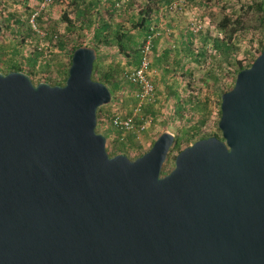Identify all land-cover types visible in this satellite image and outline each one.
<instances>
[{"label": "water", "instance_id": "1", "mask_svg": "<svg viewBox=\"0 0 264 264\" xmlns=\"http://www.w3.org/2000/svg\"><path fill=\"white\" fill-rule=\"evenodd\" d=\"M96 57L76 48L64 84L0 71V264H264V48L221 95L220 137L166 174L172 132L108 153Z\"/></svg>", "mask_w": 264, "mask_h": 264}, {"label": "rangeland", "instance_id": "2", "mask_svg": "<svg viewBox=\"0 0 264 264\" xmlns=\"http://www.w3.org/2000/svg\"><path fill=\"white\" fill-rule=\"evenodd\" d=\"M68 1L69 3H67L66 0H55L44 9H40L42 0H2L0 5V45H4V47L1 49V52L3 53L0 58L1 72H3V63L1 60L5 59V54L10 56L7 51L11 45L16 46L21 51L19 55L17 54L18 60H20L22 54L25 56L31 55L35 47L33 41L28 40L24 44L20 43L21 33H19V31L25 30V26L15 25L14 18H10V14H18L24 22L28 21V24H30L31 28L34 30L29 19L36 11L43 16L41 26H43L44 29L52 26L58 36L53 37V39L49 41L45 40L43 38L45 31L43 28L39 27L40 25L35 20L36 28H39L41 31L38 32V34H40L38 37V43L39 46L43 48V54L38 58L37 63L49 62L51 66L49 69L50 72L39 71L33 79L31 78L33 83L36 84L39 80L50 83L48 81L49 77L58 80L62 79V77H57V65L55 64L61 63L67 66L70 47L82 40L85 41L87 46L97 47L96 53L99 55L115 56L117 59L121 60L122 63L126 62L125 56L120 55L116 47H106L103 44L96 45L94 29L99 24V15L95 13V16L93 17V25L87 28L84 23L85 21L82 22L75 19V4L71 0ZM260 1L264 3V0H207V5L205 6V9H203V11L207 12H184V7H181V9L177 8L176 12H167L180 18V23L184 21V23L181 24L182 27L185 26L188 28L191 22L195 23V26L200 25V34L202 35L208 32L207 37H209V39L206 41V53L201 62H196L193 59V54H197L202 47L201 36H198L197 34V38L195 37L192 39L193 41L190 49L186 50L185 47L181 48L177 46V42L174 39L175 37H173L175 33L170 35L168 31L162 32V43L169 41V45L164 49L162 47L157 49L156 54L151 50V68L149 77L153 82L155 89L156 102L154 103V108L157 110V116L156 119L153 122L151 121L146 129H144L138 136L143 151H147L150 148L152 141L163 128H165L164 131L172 132L174 135L179 134L178 128L181 127L182 123L176 120V117L174 116L173 106L175 100L171 95V91L176 84L175 82H178L179 84L178 90L182 93V97L187 98L190 95L199 94L203 100L205 98L208 99V106L211 113L206 124L202 128L201 135L214 136L213 134H216L217 137L221 135L218 128L221 98L216 90L221 89L227 91L229 86L233 85L236 73L235 69L231 68L228 61L224 59V55L214 50L211 40L217 36L220 38H227L226 30L223 32L218 30V23L224 16L227 15L231 19L239 16L243 27L232 38V42H234L235 45L232 55L235 59H241L244 66L251 64L255 57L260 53L259 51L262 48L261 41L264 38V32L263 27L260 24L262 16L261 11L256 10L254 7L249 9L248 5L253 6ZM138 7L139 5L131 10L133 12H129L130 10L121 11V14L115 16V21L121 22L124 29L135 32L137 29L131 27V23L127 21V16H134ZM101 14H103V16H108L107 12H101ZM64 15L72 21V26L75 27L71 32L66 30L68 24L67 21L64 20ZM7 18H10V20L7 21ZM159 34L161 33L159 32ZM61 39L65 41L64 49H59L56 45ZM139 39V37L136 38V40ZM166 50H168L169 53L166 57L162 58ZM106 62L109 63V61ZM107 63H103V66ZM128 69H130V66L126 65L125 70ZM166 69L169 71L166 72ZM209 70L216 72L219 77L218 82L214 83L211 79L206 77ZM135 93L136 92L132 87L124 84L121 91L114 94L111 101L103 107H108L110 111H102L101 121L100 124L96 126V130L106 135V149L110 155L112 152V142L113 139L116 138V134L110 130L112 127L108 119L106 120L105 113L117 112L122 115L127 114V111L123 106H132V101L129 100V95ZM133 106L130 109H132ZM189 112V107H186L184 111L185 115L187 116ZM188 126L189 125L187 124L186 127ZM191 144L192 143H190V145ZM174 153H171V155L166 158L162 167V174L168 173L173 168ZM125 154L130 159L136 157V153L132 150H128Z\"/></svg>", "mask_w": 264, "mask_h": 264}, {"label": "trees", "instance_id": "3", "mask_svg": "<svg viewBox=\"0 0 264 264\" xmlns=\"http://www.w3.org/2000/svg\"><path fill=\"white\" fill-rule=\"evenodd\" d=\"M174 1H179V0H148V2H144V4L140 5L137 8V20H128L129 23H131V27L137 29L135 32H132L130 30L124 29L123 24L121 22H116L115 21V16L118 14H121L123 10L128 11L130 5H133L130 0H127V2L124 4V6H116L117 0H109V3L111 8L107 12V17L103 16L101 12H92V15H99V24L97 27L94 29V39L96 41V45L103 44L106 47H116L118 53L120 55H124L126 62L122 63L121 60L117 59L115 56H109V55H99L97 53V58L94 61L93 64V71H92V78L98 81H101L105 83L111 90L112 96L114 94H117L118 92L121 91L122 87L124 84H127L128 86L132 87L135 92L138 90V87L135 86L134 84L130 83L127 81L124 77V72L126 71V65H129L130 68H137L140 63V47L142 42L150 35L153 34L154 31H156L157 26L155 23H151V13L154 11L156 12V9H154V5H157L158 3H165L164 10L168 12H176V10H171L169 7L172 6ZM197 1L200 4L201 9H205V6L207 5V0H183L182 4H178V7H186L187 4L193 3ZM210 1V0H209ZM2 0H0V5H1ZM108 3V2H107ZM74 4L75 6V16L76 19H81L84 18L86 21L84 22L86 27L89 28L93 25V16L90 14L91 12L89 9L92 7H98V5L101 4L99 0H90L87 2V4H84L83 7H79V1L75 0ZM101 6L107 7L106 2L101 4ZM254 7L256 10L261 11L262 16L260 19V24L263 27V32H264V3L262 1L257 2L256 4L248 5V8L251 9ZM0 11H1V6H0ZM119 11V12H117ZM134 15V17H136ZM10 18H14V24L15 25H20V26H25V30H20L19 33H21V39L20 43L24 44L28 40L33 41L35 43V47L33 49V53L31 55L25 56L22 54L20 56V60L17 59V54L21 53L20 49L17 48L14 45H11L7 53L10 55L8 56L5 54V59L1 60L3 63V72H8V71H13V70H21L26 72L30 78L33 79L35 75L39 71L43 72H50V66L51 64L49 62H44V63H37V60L40 56L43 54V48L39 46L38 43V37L40 34H38L37 31L33 30L27 22H24L21 17L18 16V14H10ZM10 18H7V21L10 20ZM82 19V20H84ZM37 23L40 25V28H43L42 25V20L43 16L42 14H38L35 18ZM64 20L67 21V27L66 30L68 32H71L74 26H72V21L64 15ZM83 22V21H82ZM240 17L237 16L234 19H231L229 16H224L221 21L218 23V30L220 32L227 31V38H220L219 36L212 38V47L214 50L218 51L219 53H222L224 55V59L228 61L230 64L231 68L235 69V73L237 74L241 69L249 67V65L244 66L242 63L241 59H235L232 55L235 45L234 42H232L233 36L240 30L242 29ZM83 24V23H82ZM46 29V30H45ZM43 28L45 31V35L43 38L47 41L52 40L53 37H56V31L54 28L51 26L50 28ZM189 34L185 43V49L189 50L192 44V39L195 37L197 38L198 36H201V42H202V47L197 54H193V59L196 62H201L203 59L205 53H206V48L205 46L206 41L209 39L207 37V33L200 34V31H198L195 35L190 31L189 27ZM264 34V33H263ZM139 37V40H136V38ZM157 38L156 36L153 37L152 39V48L151 50L156 54V48L155 45L157 44ZM38 43V44H37ZM262 43V48L260 49L259 52L264 48V38L261 41ZM57 47L59 49H64L65 47V41L61 39L60 41L57 42ZM80 46H87L85 41H80L70 47L69 49V60H68V65L65 66L61 63H56V70H57V77H62V79H52L49 77L48 81L50 84H64L66 77L68 75V68L70 66L71 62V56L73 51L80 47ZM4 47V45H0V58L2 57L1 55L3 54L1 52V49ZM96 52H97V47H94ZM177 48V47H176ZM151 51V52H152ZM169 51L166 50L163 57H166L168 55ZM106 61H109L107 63ZM103 63L105 66H103ZM102 65V66H101ZM104 67V68H103ZM151 68V65H150ZM168 72L169 70H165ZM206 77L211 79L214 83L218 82L219 77L214 72L213 70H209L206 74ZM40 82V80L38 81ZM176 84L173 87V90L171 91V95L173 96L175 102H174V116L176 117V120L182 123L181 127L178 128V135H175V140L171 148L169 149L167 157L171 155V153H174L173 159H175V156L186 146L190 145V143L195 142L196 140H199L201 138L209 137L206 135H201L202 134V128L206 124L207 119L210 116V108L208 106V99L205 98L204 100L201 98L199 94L196 95H190L189 97H182V93L178 90L179 84L178 82H175ZM234 84V83H233ZM233 85L229 86L227 89L230 90ZM217 93H219L220 98L222 93L226 92L225 90H216ZM127 98V97H126ZM129 100L132 101L133 105H136L137 103V98L135 94L129 95ZM103 106L99 107L97 110V125L100 124L101 121V115L102 111H110L108 107L103 108ZM135 106H133L134 108ZM186 107H189V114L186 116L184 111ZM133 108L129 111H127L128 115L132 112ZM141 112L144 114L145 117H150L152 118V122L156 119L157 116V110L154 108V103L152 104H146L141 107ZM220 113V110H219ZM106 120L108 119L110 123V117L113 115L112 113L106 112ZM108 117V118H107ZM187 124L189 125L188 127ZM111 125V123H110ZM112 128H110L111 131H113L114 134H116V138L113 139L112 142V152L111 155H115L118 153H127L128 150H132L136 153V157L144 153L142 149V144L139 142L138 137L135 133H126L125 135H121V133L115 129L112 125ZM166 127V126H163ZM165 130L163 128L155 137V139ZM214 136H217L216 134H213ZM220 137V136H219ZM154 139V140H155ZM152 141V143L154 142ZM152 145V144H151Z\"/></svg>", "mask_w": 264, "mask_h": 264}, {"label": "built area", "instance_id": "4", "mask_svg": "<svg viewBox=\"0 0 264 264\" xmlns=\"http://www.w3.org/2000/svg\"><path fill=\"white\" fill-rule=\"evenodd\" d=\"M55 0H42L41 8L44 9L46 6L52 4ZM127 0H117L116 6H124ZM183 0L175 1L171 7V10L180 9L178 4H182ZM39 13L34 12L29 21L35 31L41 32L39 28H36L35 18ZM195 23L191 22L189 29L195 35L201 28L200 25L195 26ZM43 33V32H42ZM44 35V34H41ZM159 35L156 30L152 35L148 36L141 44L140 47V63L137 68H130L124 72V77L127 81L138 87L135 93L137 98V103L133 108L132 112L128 115H122L120 113L114 112L110 117L111 125L117 129L121 135L126 133H135L137 137L140 133L146 129L152 121V118L145 117L141 112V107L146 104H152L156 102L155 89L153 82L151 81L150 75V54L152 48V39L154 36Z\"/></svg>", "mask_w": 264, "mask_h": 264}, {"label": "crops", "instance_id": "5", "mask_svg": "<svg viewBox=\"0 0 264 264\" xmlns=\"http://www.w3.org/2000/svg\"><path fill=\"white\" fill-rule=\"evenodd\" d=\"M71 1H73V3L75 2V0H71ZM78 1L80 4L79 7L81 8V7H83L84 4H87V2H89L90 0H78ZM99 1L101 2V4L106 2L107 7L101 6V4H100V5H98V7H92L87 12H108V10L111 8V6H110L111 3H109V0H99ZM130 1L132 2L133 5H130V7H129L130 9H128V11L130 10L129 12H133L131 10H133L137 5L140 6V5L144 4V2L145 3L148 2V0H130ZM66 2L69 3L68 0H66ZM162 5H165V3H158L157 5H154V9H156V12L153 11L151 13V23L157 24L156 30L161 33V34L156 36L157 44L155 45V48H156V50L161 48V47L164 49L166 46L169 45V41L162 43L163 42L162 32H165V31H168L170 33V35L172 33H175L173 37H175L174 39L177 42V46L182 48L185 46L188 34L190 32H189L188 28H186L185 26L184 27L181 26V24L184 23V21H182L180 23L179 22L180 18H178L174 14L167 13L168 11H165L164 6H162ZM75 6H76V4H75ZM117 12H119V11H117ZM179 12H183V11H179ZM184 12H207V11H203V9H201V7H200V4L197 1H195L193 3L187 4ZM75 14H76V12H75ZM135 14H137V12ZM91 15H92V13H91ZM92 16L94 17L95 15H92ZM74 17L76 19L75 15H74ZM127 17H128V20H131V19L137 20V16L134 17L133 15H131V16H127ZM82 19H84V18L79 19V21H83V22L86 21L85 19L84 20H82ZM132 106H133V103H132ZM132 106L129 107L127 105H124L123 108L126 111H128V110H131L130 108Z\"/></svg>", "mask_w": 264, "mask_h": 264}]
</instances>
